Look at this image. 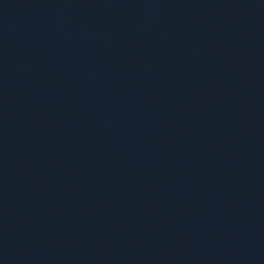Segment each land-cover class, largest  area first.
I'll list each match as a JSON object with an SVG mask.
<instances>
[{"label": "water", "instance_id": "water-1", "mask_svg": "<svg viewBox=\"0 0 264 264\" xmlns=\"http://www.w3.org/2000/svg\"><path fill=\"white\" fill-rule=\"evenodd\" d=\"M0 264H264V0H0Z\"/></svg>", "mask_w": 264, "mask_h": 264}]
</instances>
